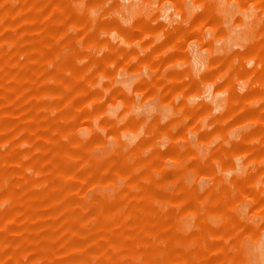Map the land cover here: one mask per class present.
Returning a JSON list of instances; mask_svg holds the SVG:
<instances>
[{
    "label": "rangeland",
    "instance_id": "374dc122",
    "mask_svg": "<svg viewBox=\"0 0 264 264\" xmlns=\"http://www.w3.org/2000/svg\"><path fill=\"white\" fill-rule=\"evenodd\" d=\"M0 264H264V0H0Z\"/></svg>",
    "mask_w": 264,
    "mask_h": 264
}]
</instances>
